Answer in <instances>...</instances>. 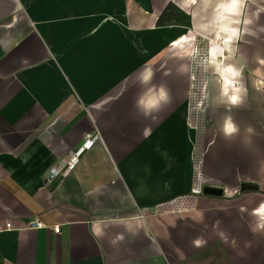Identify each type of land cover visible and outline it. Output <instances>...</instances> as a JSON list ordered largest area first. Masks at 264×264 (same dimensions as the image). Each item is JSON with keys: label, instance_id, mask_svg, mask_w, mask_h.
Returning a JSON list of instances; mask_svg holds the SVG:
<instances>
[{"label": "crops", "instance_id": "crops-1", "mask_svg": "<svg viewBox=\"0 0 264 264\" xmlns=\"http://www.w3.org/2000/svg\"><path fill=\"white\" fill-rule=\"evenodd\" d=\"M198 3L0 0V264H264V0H231L214 39ZM171 7L190 20L157 25ZM194 85L205 128L188 122ZM153 86L169 101L145 116Z\"/></svg>", "mask_w": 264, "mask_h": 264}, {"label": "rangeland", "instance_id": "rangeland-1", "mask_svg": "<svg viewBox=\"0 0 264 264\" xmlns=\"http://www.w3.org/2000/svg\"><path fill=\"white\" fill-rule=\"evenodd\" d=\"M160 1V0H158ZM230 1L231 0H199V3L197 5H194L192 7V9L190 8L188 10V12L190 11V14L195 18V27L198 28L200 31V34H204L208 37L211 38H215V25L218 23V21L220 20L219 15L224 14L227 12V10H224L225 8L228 7V5H230ZM161 7L160 4L156 5V9L159 10V8ZM247 6L245 5H241L240 10H239V17L242 18L245 15ZM180 10V9H179ZM216 10H219V14L216 13ZM180 15L181 16V20H173V22L179 23V21H183L185 22V18H189V15L180 10ZM241 29H242V25H241ZM198 33V32H197ZM205 46H202V48H197L200 52L202 49H205ZM201 49V50H200ZM197 60V58L195 57V59L193 60V62ZM193 64V63H192ZM194 64H196V62H194ZM193 64V67L195 68V65ZM193 68V77L195 79H197L196 75L199 74L198 71H196V68ZM198 80V79H197ZM195 91L194 95L198 96L199 93V88H195V90H193V92ZM190 106V103H189ZM207 112V111H206ZM207 114V113H204ZM190 116V115H189ZM205 118V117H204ZM191 119L189 117L188 122H191ZM199 119V118H198ZM204 124V121H203ZM204 128L206 127V124H204L203 126Z\"/></svg>", "mask_w": 264, "mask_h": 264}, {"label": "clouds", "instance_id": "clouds-1", "mask_svg": "<svg viewBox=\"0 0 264 264\" xmlns=\"http://www.w3.org/2000/svg\"><path fill=\"white\" fill-rule=\"evenodd\" d=\"M233 97L236 98L235 101ZM230 100L235 104L237 97L232 96ZM168 101L169 94L167 90L162 86L159 88L153 86L138 96L136 99V107L143 115L150 116L153 112L159 111ZM223 131L226 137H232L239 135L240 128L234 123L231 117H228L226 118ZM248 131L251 132V129ZM261 209H264V205H261Z\"/></svg>", "mask_w": 264, "mask_h": 264}, {"label": "built area", "instance_id": "built-area-1", "mask_svg": "<svg viewBox=\"0 0 264 264\" xmlns=\"http://www.w3.org/2000/svg\"><path fill=\"white\" fill-rule=\"evenodd\" d=\"M197 71H199V70H197ZM199 76H200V73L198 74V76L196 78H198ZM196 87H198V86L194 85L193 90H195ZM194 93H195V91L194 92L192 91V98L190 100V110H191L192 116L191 117L189 116V117L192 118L190 124L193 126L195 125L194 126L195 128H199V126L203 123V121H205L204 115H202V114H203V112L206 113L207 101L205 100L204 94H201L202 93L201 89L199 90L198 96L194 95ZM202 159L203 158H200V160L198 161L199 164H202V162H203ZM76 162H77L76 158H74V157L71 158V160L68 163L60 166L59 170L57 172H55V174L58 173V175L61 174L62 176H67L69 174V172L72 171V169L75 167ZM178 203L180 205V202H178ZM177 204L173 203L172 205L176 206ZM160 207H161V210L159 211ZM159 208L157 207L154 209L155 213H160V212L162 213V210H164L165 208H170V207L168 205L167 206L162 205V206H159ZM28 227L40 230L41 228L44 227V225L41 221H39V219H34L29 223ZM11 228H12V225L10 223H8L6 225V229L8 230ZM54 230H55V233H60V226H56L54 228Z\"/></svg>", "mask_w": 264, "mask_h": 264}, {"label": "bare ground", "instance_id": "bare-ground-1", "mask_svg": "<svg viewBox=\"0 0 264 264\" xmlns=\"http://www.w3.org/2000/svg\"><path fill=\"white\" fill-rule=\"evenodd\" d=\"M236 5H237L236 2H234V3L232 4V8L234 9V8L236 7ZM224 20H225V19H224ZM224 24H225V23H224ZM228 25H229V24H228ZM224 26H225V25H224ZM174 27H178V26H174ZM225 27H227V26H225ZM229 27H230V26H229ZM169 30H173V31H171V33H172L173 36L175 35L176 38L179 37L178 40H175V39L170 40V41H169L170 44H172V45L175 46V45L177 44V42H179L180 39L185 40V37H184L183 33L180 32V28H166V29H165V31H169ZM234 30H235V29H234ZM233 33H234V32L229 33V36H230L231 39L228 38V37H227V39L232 40ZM230 44H231V43H230ZM194 47H195V46H194ZM197 48H198V47L193 48V50H192V55L194 56V55L198 54L199 59H200L201 57H204V58H206V59L208 60V58L211 56V49L209 48L207 52H203V51L200 49L201 51L198 52L199 50H198ZM234 73L237 74L238 72L235 71ZM196 80H197V79H195L194 77L192 78V81L195 82Z\"/></svg>", "mask_w": 264, "mask_h": 264}, {"label": "water", "instance_id": "water-1", "mask_svg": "<svg viewBox=\"0 0 264 264\" xmlns=\"http://www.w3.org/2000/svg\"><path fill=\"white\" fill-rule=\"evenodd\" d=\"M241 189L242 191H251V190H255L257 189V186H253L251 184H242L241 185ZM203 194L205 195H211V196H222L223 195V191L221 189H217V188H211V187H206L204 188Z\"/></svg>", "mask_w": 264, "mask_h": 264}, {"label": "trees", "instance_id": "trees-1", "mask_svg": "<svg viewBox=\"0 0 264 264\" xmlns=\"http://www.w3.org/2000/svg\"><path fill=\"white\" fill-rule=\"evenodd\" d=\"M172 8V11L173 12H169L170 11V9ZM171 8H167L163 13H162V15L160 16V18H159V20H158V22H157V25H159V26H163V25H166V23H167V18L168 17H171L170 15H172V14H181L180 13V11L178 10V8H176V7H171ZM188 19V18H187ZM188 20H190V19H188ZM187 24H189L190 25V21L187 23Z\"/></svg>", "mask_w": 264, "mask_h": 264}, {"label": "snow or ice", "instance_id": "snow-or-ice-1", "mask_svg": "<svg viewBox=\"0 0 264 264\" xmlns=\"http://www.w3.org/2000/svg\"><path fill=\"white\" fill-rule=\"evenodd\" d=\"M233 99H234V101H235V99H236V98H235V97H233ZM261 211H264V209H261Z\"/></svg>", "mask_w": 264, "mask_h": 264}]
</instances>
